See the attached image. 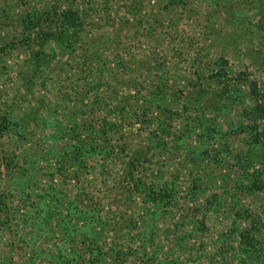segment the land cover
Returning <instances> with one entry per match:
<instances>
[{
    "label": "rangeland",
    "instance_id": "rangeland-1",
    "mask_svg": "<svg viewBox=\"0 0 264 264\" xmlns=\"http://www.w3.org/2000/svg\"><path fill=\"white\" fill-rule=\"evenodd\" d=\"M69 8L79 12L83 23L67 31L59 17ZM91 53L97 55L91 57L93 68L91 61L85 64L82 59ZM163 83L170 87L166 92L160 90ZM200 90L208 93L198 97ZM196 98L199 102L190 104ZM151 99L183 106L180 116L163 119L173 131L186 134L183 139L162 133L167 147H154L157 114L148 112L144 131L134 123L109 134L114 148L109 156L90 150L103 118L121 116L117 105H129L132 113L133 105L141 103L146 109ZM186 106L197 109L198 126H193L196 120L187 121L193 110L187 112ZM4 113L11 124L0 137V150L9 157L3 159L0 185L9 192L19 224L12 234L0 231V261L16 240L17 264H39L29 260L32 246L44 251L50 237L48 228L34 230L33 218L37 221L53 210L65 215L82 209L110 221L107 242L128 254L126 264L234 260V251L229 256L215 252L221 242L238 245L237 238L226 234L232 213L228 207L206 211L203 204L210 193L192 191L194 183L214 185V178L230 171L196 157L197 166L204 169L200 176L188 156L205 129L198 122L202 115L227 134L217 138L226 148L247 152L264 147L263 135L259 145L252 137L253 128L264 132V0H0V115ZM78 131L82 140L85 131H92L84 141L91 142L89 152ZM131 160L138 167L130 166ZM133 175L145 183L175 185L176 207L145 204V193L133 188ZM38 194L43 199L37 210L33 203L39 201ZM241 204L264 214V193L244 195ZM189 205L202 210L194 214ZM28 210L33 218L27 225L21 219ZM74 223V230L66 221L55 225L56 241L68 234L62 242L68 251L81 249L85 236L93 232L82 221ZM154 224L158 236L150 243L145 228ZM173 234L194 250L175 244ZM145 245L152 256L160 250L157 260L145 261ZM83 258L72 264H86Z\"/></svg>",
    "mask_w": 264,
    "mask_h": 264
},
{
    "label": "trees",
    "instance_id": "trees-1",
    "mask_svg": "<svg viewBox=\"0 0 264 264\" xmlns=\"http://www.w3.org/2000/svg\"><path fill=\"white\" fill-rule=\"evenodd\" d=\"M79 12L74 9H67L62 12V17H59L61 20V26L62 28L66 29L67 31L74 28H78L80 24L83 23L81 21V17H78ZM59 22V21H58ZM57 22V23H58ZM58 27V26H57ZM65 32V31H64ZM50 36H54V33H48ZM75 37V34H73ZM49 36V37H50ZM68 36V35H66ZM69 37V36H68ZM70 38V37H69ZM67 39V44L71 45V40ZM96 54H87L86 56H83L82 59L85 62V64L89 63L91 61V66L89 68L94 67V61L91 57H96ZM87 61V62H86ZM93 63V65H92ZM160 87V90L162 92H166L167 88H170L168 86V83H163ZM203 93L207 94L205 90L199 91L200 97ZM199 102V98H196L195 100L190 101V104H196ZM143 105L141 103L137 105H133L135 107L134 111L132 113L128 112L129 105H124V107L117 105L116 108L118 109L119 115L118 117H114L115 119H111L110 117H104L103 126L100 127L94 135L95 137H91L93 135L92 131H85L84 137L85 139H81V133L78 131V139L80 142H84L87 140V138L91 137L92 141L95 142L96 145H92L93 147L90 148L91 151L97 150V153L102 155V158L104 156H109V153L111 152V149L113 148V145H111V137L110 133H117L118 130L122 127L126 126H132L134 123L141 124L140 128L138 130L144 131L145 129V123L148 122L149 113L152 112L153 114H157L154 118L157 122V127L154 129L153 136H155L156 141L154 142V147H161L162 144L168 143L166 138L164 137V134H167L169 137L175 138L177 141H180L183 139L186 134H182L180 129H175L174 131L167 127L166 116H170L169 118L175 119L176 117L180 116V106L179 103H173V102H167L166 100L163 101V99H151L147 103V108L145 109V105L142 108ZM183 107V106H182ZM132 108V107H131ZM187 112H190L193 110V112H190L187 114L189 123L191 124V120L194 121L193 126H198L197 123V116L195 112L197 109L194 107L189 108V106L184 107ZM152 114V116H154ZM163 115V117H162ZM177 115V116H176ZM108 116V115H107ZM111 119V120H110ZM88 121V120H87ZM200 126H204L205 129L202 130V132L198 133L199 143H197V146H191L189 148V161L193 163H197L195 161L196 157L198 158H204L207 162L213 163L214 165L220 167L221 169H227V171H230L228 173V176L225 174L220 175L219 177L214 178L213 184L209 185L208 183L206 185H201L198 183H194V187L192 188V191L196 192V194L199 193V191H208L209 197L203 204L206 211H220L228 207L230 212L232 213V224L230 226V229L226 234H230L231 237L238 239V245L236 246L233 243H226L221 242L220 245L217 244V247L215 248L217 252V255L219 254H225L229 256L231 251L235 252V259H228L227 257H219L217 260H209L207 263L209 264H264V214L263 213H257L252 211L250 207H247L246 205L241 204V200L243 199L244 195H260L261 193H264V147L263 149H258V147H253V149L248 150L247 152L240 151L239 149H230L226 148L224 145L219 144V141H217V138H224L227 134L224 132H221L220 129L217 130V128L211 124L207 123V116L202 115L200 121H198ZM11 124V118L9 117L8 113H4L0 115V137L4 135L5 132L8 131ZM92 123L89 122V125L91 126ZM207 124H210L212 126H208ZM81 128L80 126H78ZM165 128V129H164ZM116 130V131H115ZM189 131V130H187ZM164 133L163 135H160ZM264 136V132H259L252 129V137L253 141L256 145H259V142L261 141V136ZM174 141V140H173ZM162 143V144H161ZM83 148H87L85 151L89 152V146H91V142H84ZM264 146V143H262ZM110 148V150H109ZM179 148V147H178ZM149 149L151 147L149 146ZM259 150V152H258ZM106 152V153H105ZM105 153V154H104ZM233 153V155H231ZM86 154V153H85ZM234 156V158L231 161L227 160L228 156ZM87 156V155H84ZM83 156V157H84ZM191 156V157H190ZM82 157V158H83ZM230 157V158H231ZM9 157H4L2 151L0 150V184L3 181V169L2 166L4 164V161L8 160ZM143 158V157H142ZM142 158L136 159L139 163L142 162ZM4 159V161H3ZM12 161V160H10ZM6 162L5 166L9 165V162ZM135 161V162H136ZM205 162V160H203ZM134 160L129 162V165L133 166L134 168L138 167ZM244 162V163H242ZM83 163V162H82ZM198 164H196L197 166ZM85 166V165H84ZM197 169L200 170V172H197L200 176L202 175V169L201 165L197 166ZM137 169H135V172ZM234 174H232V173ZM230 173L232 174L230 176ZM53 174V173H52ZM208 174H210L208 172ZM207 174V175H208ZM235 177V178H234ZM133 182V188H135V192L139 191L140 193H145V204H148L149 202H153L155 206L162 209H173L176 207V187L175 185H170L169 183L160 184V183H145V180L143 178H137L135 175L132 177ZM230 178L232 181H230ZM202 180L201 178L196 179ZM199 189V190H198ZM190 194V193H189ZM43 197L38 194V200L37 203H33V207H36L37 210L40 209L41 202ZM10 195L7 190V188H2V185H0V231L3 230H9V232L12 234L14 232V225H18L19 223H15L14 219L17 215V210L12 206V203L10 201ZM47 203H44V206H46ZM155 207V208H156ZM200 205L191 207L189 205L187 208L188 210L192 211L194 214L196 212H199L201 208H199ZM48 210V209H47ZM51 210V209H50ZM164 210V211H165ZM202 210V209H201ZM196 211V212H195ZM224 211V210H223ZM169 212V211H168ZM264 212V211H263ZM30 211H26L22 214L21 220L25 221L27 225L30 223V217L32 215L29 214ZM84 213V214H83ZM90 213V214H89ZM84 215V216H83ZM85 215L91 216L85 217ZM33 218V217H32ZM18 220V219H17ZM32 220V219H31ZM33 220L36 222L34 224V230H37L41 232V228L43 230L47 229L49 238V246L44 249V251L40 249L38 251V247L35 245L32 246L31 250V257L29 258L32 262H39V264H72V262L77 261L78 258H83L86 264H126L128 255L125 251H123L120 247L111 245L107 242L106 236L108 235L109 231H111V223L107 219H103L101 216L97 215V211H94V213L89 212L87 209H82L80 212H68L64 215V213H61L60 211H50L49 215L42 216V218H38L36 221L33 218ZM51 220V221H50ZM56 221V223L54 222ZM87 220H89V223H87ZM94 221V223H92ZM66 221L69 223L70 228H73L74 225H76L74 222H77V224H80L82 221V224H86L85 228H89L91 226V229H93V232L90 235H86L85 239L82 241V247L81 249L77 250L71 247L70 251L68 249H65L62 245V242L66 240L68 234L63 235L59 241H56L55 235H56V226L59 227L61 223H64ZM32 222V221H31ZM85 222V223H84ZM99 224V227L97 228L96 223ZM200 223V221H198ZM201 224H205L204 220H201ZM245 223V225H244ZM200 225V224H199ZM37 226V227H36ZM39 226V227H38ZM66 226V225H65ZM79 226V225H78ZM84 226V225H82ZM81 227V225L79 226ZM69 229V227H68ZM67 229V230H68ZM76 229L75 227L73 230ZM90 229V228H89ZM145 230H149V236L145 232V241L150 239V243L153 242V240H157V229L156 225L154 226L149 225L148 228H145ZM70 231V229L68 230ZM67 231V232H68ZM34 232V231H33ZM60 232V231H59ZM16 233V232H15ZM169 234V233H168ZM51 235V236H50ZM176 239V243L181 248L186 247L190 251L194 250V245H191V243H184V239H180L178 236L173 234ZM54 236V237H53ZM225 236V233L222 235V237ZM12 238V236H11ZM24 238V237H23ZM55 239V241H54ZM12 241V240H11ZM25 244L27 246H31L30 242L24 238ZM53 242V243H52ZM12 246L8 252V256L5 257V260H1L0 264H17V261L15 259L16 254V247L14 244H16V240H13ZM184 243V244H183ZM53 244V245H52ZM52 247V248H51ZM161 248V247H160ZM163 248V246H162ZM228 249V250H226ZM145 251V261L152 262L156 259L155 253H160V250H155L153 256L151 254V250L148 249V245H145V248L143 249ZM47 252V253H46ZM130 254V253H129ZM52 255V257L50 256ZM87 255V256H86ZM215 255L214 257H216ZM223 256V255H222ZM170 258V257H169ZM246 258V259H245ZM157 260V259H156ZM197 259H190V260H179V259H166V264H191L193 262H196ZM160 262V260H159ZM220 262V263H219ZM248 262V263H247ZM78 264V263H76Z\"/></svg>",
    "mask_w": 264,
    "mask_h": 264
}]
</instances>
